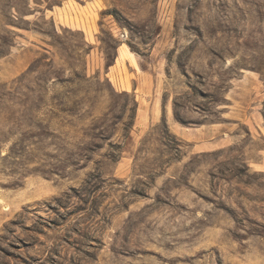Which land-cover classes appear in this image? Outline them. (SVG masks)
<instances>
[{
  "label": "rangeland",
  "instance_id": "rangeland-1",
  "mask_svg": "<svg viewBox=\"0 0 264 264\" xmlns=\"http://www.w3.org/2000/svg\"><path fill=\"white\" fill-rule=\"evenodd\" d=\"M0 264H264V0H0Z\"/></svg>",
  "mask_w": 264,
  "mask_h": 264
}]
</instances>
